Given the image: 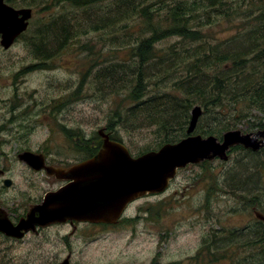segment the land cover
Segmentation results:
<instances>
[{
	"label": "rangeland",
	"instance_id": "374dc122",
	"mask_svg": "<svg viewBox=\"0 0 264 264\" xmlns=\"http://www.w3.org/2000/svg\"><path fill=\"white\" fill-rule=\"evenodd\" d=\"M235 1L240 3L242 0L232 2ZM10 2L33 9L24 35L7 50L0 46V165L9 169V175L13 176L14 185L5 196L14 197L12 208L19 211L25 196L42 194L51 187V182L38 175L32 176L27 170H18L17 151L40 150L51 160L80 159L82 147L74 144L69 148V145L82 137L98 140L97 131L106 127L112 111L123 110L132 102L121 93L120 83L114 86L116 92H113V89H106L110 86L109 80L100 79L99 82L96 78L98 66L104 62L127 59L126 43L121 48L119 39L112 41L109 38L114 31L123 33L125 22H114L105 28L108 21L104 16H115V5L106 6L108 2L100 1L84 11V8L74 7L70 0ZM209 15L213 23L203 29L212 32V41L228 42L232 38L230 45L238 44L239 39H234L237 31L243 28L240 23L224 18L216 11H210ZM126 23H134V20ZM89 24L99 31L76 32V26L88 28ZM130 26L132 32L137 30L136 25ZM43 31L42 45L46 50L41 53L33 49L29 39ZM66 35L71 41L64 40L68 44L55 46ZM175 41L174 38L164 39L156 46ZM39 42L38 39L36 44ZM136 42L134 38L128 40L130 45ZM190 44L197 46L196 41L185 45ZM149 89L148 93H152L153 86ZM174 94L178 93L175 91ZM204 119L201 121L206 126L213 125L212 121ZM259 121V117H246L235 121V128L242 132L254 131ZM199 131L197 125L194 133L206 136ZM113 134L118 135L116 137L133 156L158 150L164 144L163 135L154 133L153 127L134 130L118 127V132L113 131ZM263 152L234 149L229 151L227 161H204L180 169L165 192L147 195L131 203L120 225L89 241L88 249L71 253L70 260L77 264H219L215 260L210 263L207 253L202 250L205 248L203 241L210 238L211 230H219L218 242L231 229L257 225L253 207L264 213ZM248 198L256 205L250 204ZM55 232L49 229L43 235L30 236L23 242L0 236V264L61 262L67 257V249L65 240L59 239ZM69 242L72 247L82 244L80 239ZM247 250L243 254L248 253ZM199 251L203 256L196 260ZM221 264H227V261L222 260Z\"/></svg>",
	"mask_w": 264,
	"mask_h": 264
},
{
	"label": "trees",
	"instance_id": "16d2710c",
	"mask_svg": "<svg viewBox=\"0 0 264 264\" xmlns=\"http://www.w3.org/2000/svg\"><path fill=\"white\" fill-rule=\"evenodd\" d=\"M70 1L84 11L100 1L108 2L106 6L115 5V16H104L108 21L105 28L114 22H125L123 33L114 31L109 38L112 41L119 39L121 48L126 43L127 59L104 62L96 72L99 82L100 79L109 80L110 86L106 89L116 92V84L120 83L121 93L132 102L123 110L115 109L110 114L105 128L111 138L119 140L118 135L113 134V131L118 132V127L128 130L153 127L154 133L163 135V143L176 142L185 136L192 104L203 109L197 124L203 135L220 139L225 131L235 128V121L246 117H259L256 128L264 126V0H242L240 3L232 2L234 0ZM210 11L240 23L243 28L237 31L234 39H239L238 44L230 45L232 38L228 42L212 41V32L203 29L213 23L209 20ZM133 20L134 23H126ZM131 24L136 25L135 32L130 30ZM89 25L88 28L76 26V32L99 31L95 25ZM43 37L44 31L29 39L35 51L43 53L46 50L42 45ZM130 38L137 42L128 44ZM168 38L176 41L156 46L157 42ZM38 39L40 42L36 44ZM64 40L71 41L66 35L55 46L68 44ZM193 41L197 46L185 45ZM151 85L153 92L148 93ZM202 119L212 121L213 125L206 126ZM236 149L245 150L239 146ZM246 151L261 153L263 149ZM261 168L264 169V162ZM230 193L234 194V191ZM247 201L256 205L250 198ZM218 232L211 230L210 238L203 241L205 248L202 250L207 253L210 263L215 260L221 264L226 260L227 264H264L262 222L258 221L253 227L231 229L217 242ZM245 250L248 253L243 254ZM202 256L195 255L194 258L197 260Z\"/></svg>",
	"mask_w": 264,
	"mask_h": 264
},
{
	"label": "water",
	"instance_id": "95a60500",
	"mask_svg": "<svg viewBox=\"0 0 264 264\" xmlns=\"http://www.w3.org/2000/svg\"><path fill=\"white\" fill-rule=\"evenodd\" d=\"M30 17L31 9H16L0 0L1 47L9 48L27 30ZM201 114V106L194 105L190 111L186 137L175 143H164L158 150L136 157L121 142L110 140L104 128L97 131L102 138L98 152L66 170L46 165L40 153L22 151L18 157L28 166L43 168L48 175L58 178H72L73 182L58 191L47 193L40 203L30 206L25 217L15 225L0 207V232L21 238L37 225L46 226L67 217L114 224L132 201L165 191L178 169L215 158L227 161L228 152L236 146L252 151L264 146V127L246 133L239 129L227 130L220 140L214 135L193 134ZM254 215L264 221V215L259 211H254ZM59 264L69 263L64 260Z\"/></svg>",
	"mask_w": 264,
	"mask_h": 264
},
{
	"label": "flooded vegetation",
	"instance_id": "af4514ba",
	"mask_svg": "<svg viewBox=\"0 0 264 264\" xmlns=\"http://www.w3.org/2000/svg\"><path fill=\"white\" fill-rule=\"evenodd\" d=\"M5 2L7 4L11 5L12 7L16 8V9H19L22 6H24L23 4L14 5L7 0H5ZM20 36H22V34ZM20 36H18L14 40V42ZM14 42L12 43V45L14 44ZM9 48H7V49H9ZM260 129H262V128H260ZM257 130H259V129H256L254 131H257ZM254 131H250V132H254ZM98 138H99L98 140H96V139L88 140V139L82 137L81 140L78 139V141H75L71 145H69V148H72L74 144L76 146L82 147V150L80 151L82 153L81 158L77 159V160L75 159L73 161H62V160H54V159L51 160L48 158V156L45 152H42L40 150L32 151V152L42 154L44 156L46 165H52L54 167H61L64 170H66L71 165L79 163L83 160H86V159L94 156L98 152V150L101 148V145H102V138L100 136ZM110 139L116 140L113 138H110ZM116 141H118V140H116ZM236 147H233V148H236ZM262 149L264 150V146L262 147ZM22 151H25V150L21 149L20 151H17L15 154V158H16L15 162L17 164H20V168L18 170H27V172L29 174H31L32 176L38 175V176H41L42 178H44L45 180H49L51 182L49 186H51V187H48L47 189H45L42 192V194H38L34 197L29 196L30 194L25 196L26 200L22 201L20 203V207H19L22 210L16 211V209L12 208L14 202H11L14 197L12 198V196L11 197L5 196L6 195L5 193H7L6 191L9 188L13 187V185H14L13 176L11 174L9 175V173H10L9 169L0 165V207L6 212V214L8 215V218L10 219V221L14 225L17 224V222L21 218L25 217L26 212L28 211V208L30 206L40 203L47 193L58 191L61 187L68 185V184L73 182L72 178H64V179L58 178L55 175H48L46 173L45 169H43V168L42 169H34V168L28 166L25 162L21 161L18 157L19 153H21ZM29 151H31V150H29ZM9 202H11V204H9ZM16 205H18V204H16ZM124 218L125 217L123 215V217L120 218V220L124 219ZM120 220L118 219L117 222L113 224V223H105L103 221H88V220H82V219H79L76 217H67L66 219H64L62 221L52 222L46 226L37 225L33 230L31 229V230L27 231L21 238H15V237L7 236L2 232H0V236H3L4 238L12 240V241L23 242L30 236L38 237V236L43 235L47 230L53 229L56 231L55 234L59 239L61 238V239L65 240L64 245L66 246V249H67V257H65L59 263H62L64 260H67L69 264H77V263H73V261L70 260V257H69L70 254L76 253L77 252L76 250L82 252V251L88 249L89 241H92L94 238H98L99 236L103 235L105 230L113 229V228L117 227L118 225H120L122 222ZM65 229H66V231H65ZM70 239H80L81 243H82L81 246L72 247L71 243L69 242ZM59 263H57V264H59Z\"/></svg>",
	"mask_w": 264,
	"mask_h": 264
},
{
	"label": "bare ground",
	"instance_id": "6f19581e",
	"mask_svg": "<svg viewBox=\"0 0 264 264\" xmlns=\"http://www.w3.org/2000/svg\"><path fill=\"white\" fill-rule=\"evenodd\" d=\"M4 2H5V0H4ZM21 8H29V9H31V17L29 18V20H28V27L27 28H29V25H30V20L32 19V17H33V9L31 8V7H29V6H23V7H21ZM21 8H19V9H21ZM242 147V146H241ZM243 149H245V150H250V151H252L251 149H246V148H244V147H242ZM260 150H262V147L259 149V150H257V151H260ZM257 151H253V152H257ZM254 211H259L260 213H262L263 215H264V213L263 212H261L260 210H258V209H256V207H253V214H254ZM254 217H255V215H254ZM256 218V217H255ZM257 219V218H256ZM120 220V219H119ZM258 220V219H257Z\"/></svg>",
	"mask_w": 264,
	"mask_h": 264
}]
</instances>
